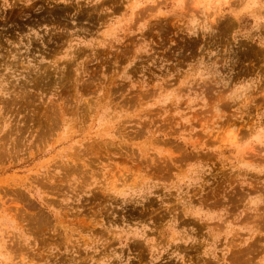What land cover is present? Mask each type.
<instances>
[{
    "label": "rangeland",
    "instance_id": "obj_1",
    "mask_svg": "<svg viewBox=\"0 0 264 264\" xmlns=\"http://www.w3.org/2000/svg\"><path fill=\"white\" fill-rule=\"evenodd\" d=\"M0 264H264V0H0Z\"/></svg>",
    "mask_w": 264,
    "mask_h": 264
}]
</instances>
